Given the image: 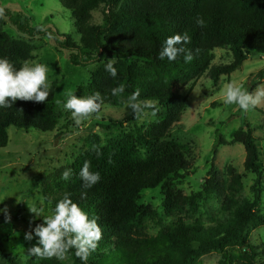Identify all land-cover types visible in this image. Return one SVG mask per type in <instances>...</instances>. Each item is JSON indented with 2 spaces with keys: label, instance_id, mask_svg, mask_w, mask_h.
Here are the masks:
<instances>
[{
  "label": "trees",
  "instance_id": "16d2710c",
  "mask_svg": "<svg viewBox=\"0 0 264 264\" xmlns=\"http://www.w3.org/2000/svg\"><path fill=\"white\" fill-rule=\"evenodd\" d=\"M60 4L71 14L79 36L77 43L51 28L33 26L32 19L23 12L3 9L0 58L9 59L19 68L38 50L26 39L12 38L5 30L6 21L31 40L50 34L55 49L69 53L72 66H94L89 82L79 86L77 97L99 92L104 98L102 107L125 105V115L100 127L117 133L111 140L103 144L98 135L89 136L87 150L56 172L52 184L41 182L44 213L49 215L55 203L69 194L97 218L103 236L88 264H200L210 253L219 256L218 264H264V245L251 241V232L264 227V184L257 140L248 123L238 128L229 141L217 132L207 162L208 180L201 194L222 199L219 217L210 225H187L179 218L156 236H147L144 223L155 219V214L140 205L143 192L159 188L166 214L182 213L185 207L194 206L193 198L174 191L175 181L184 178L190 169L188 145L170 139L188 110L186 98L175 91V86H183V94L188 95L205 75L216 86L222 76L240 69L250 52L264 57V0H61ZM99 9L102 23L91 24L92 13ZM198 18L204 21L203 26L197 24ZM176 34L190 37L183 47L185 53H192L191 62L184 61L185 53L174 62L156 58L164 40ZM217 49L230 52L229 63L212 65ZM111 59L118 72L115 79L105 71ZM260 74L264 76V70ZM121 85L125 92L112 96L111 89ZM137 89L141 101L152 102L159 109L155 122L140 124L143 117L135 118L126 107L128 95ZM58 126L52 87L46 102L17 100L12 108H0V149L8 144L10 127L46 133ZM225 144L244 148L243 168L255 177L250 198L242 195L243 175L229 167L227 178H223L214 165L218 147ZM85 161H90L91 171L101 175L100 182L90 189L82 188L78 175ZM67 169L72 175L65 181L61 176ZM27 210L22 201L11 215L0 212V225L24 222ZM0 254L7 264H16L1 244ZM68 258L73 264H81L75 249L70 250ZM30 264H42V260Z\"/></svg>",
  "mask_w": 264,
  "mask_h": 264
},
{
  "label": "rangeland",
  "instance_id": "374dc122",
  "mask_svg": "<svg viewBox=\"0 0 264 264\" xmlns=\"http://www.w3.org/2000/svg\"><path fill=\"white\" fill-rule=\"evenodd\" d=\"M60 1L0 0V9H7L12 13L23 12L32 19L33 26L51 28L59 34L69 36L77 43L79 36L73 27L71 14L61 6ZM90 23H102L101 9L92 13ZM5 30L12 38L26 39L38 47L27 62L43 63L48 67V78L51 88H54V103L59 119V126L53 132L24 131L15 127L8 129V144L0 149V212L11 215L22 201L26 203L27 209V205L30 206L32 203L43 207L44 194L41 182L52 184L56 172L72 164L87 150L89 136L98 135L100 141L105 144L112 136L117 135L100 127L106 125L108 120L122 119L125 115V105L104 106L99 113L90 116L79 127L75 126L70 113L63 110L62 102L70 93L77 96L79 86L89 82L94 66L85 68L72 66L68 60L69 53L57 51L49 37L32 40L22 37L8 21ZM213 56V66L224 65L231 60L230 52L227 50L217 49ZM262 70L264 57L250 52L248 60L242 67L229 76H222L216 86L208 75L203 76L188 95L183 94V86H175V91L186 98L188 110L183 114L180 125L172 130L170 139L188 145L190 169L184 178L175 181L174 191L183 197L193 198L194 206L185 207L182 213L168 215L163 209L159 188L143 192L140 205L149 207L155 214V219H147L144 223L145 235L154 237L162 229L172 226L179 218L187 225L195 222L210 225L219 217L222 199L214 195L206 198L201 196L203 184L208 180L207 162L211 159L217 132L229 141L233 133L244 123L250 125L260 152L259 164L263 167L264 184V98L254 108L243 112L236 105H224L221 95L223 86L231 81L242 84L248 90L259 82L253 93L264 89V76L260 74ZM155 121L153 116L148 115L142 118L140 124ZM222 123L224 125H221ZM244 160L245 151L242 145L225 144L218 147L214 165L223 178H227L229 167L237 174L243 175L242 195L250 198V187L255 177L245 172ZM24 218V222L0 225V244L7 254L16 260V264H30L38 259L42 260V264H73L68 256L62 261L30 256L28 249L35 245L36 241L35 239L27 241L25 234L31 231L37 222L43 221V218L36 219L35 214L30 213L29 209L25 211ZM251 241L253 244L264 245V227L251 232ZM218 261L219 256L210 253L201 259L200 264H218ZM0 264H7L1 254Z\"/></svg>",
  "mask_w": 264,
  "mask_h": 264
},
{
  "label": "clouds",
  "instance_id": "9594fccd",
  "mask_svg": "<svg viewBox=\"0 0 264 264\" xmlns=\"http://www.w3.org/2000/svg\"><path fill=\"white\" fill-rule=\"evenodd\" d=\"M2 15L3 9H0V16ZM197 24L203 26L204 21L198 18ZM189 42L190 37L187 34L169 36L164 40L156 58L160 61L167 59L174 62L179 55L185 53L183 45ZM192 60L193 55L190 51L184 54L186 63ZM105 71L113 79L117 77V68L112 59L105 64ZM50 88L48 67L45 64L25 62L17 68L9 59L0 58V108H12L17 100L46 102ZM124 92L123 85L111 89L112 96H119ZM221 95L224 105H236L241 111L247 112L264 98V89L253 93L242 84L231 81L223 86ZM139 97V89L128 95L126 107L135 118L148 115L154 117L159 109L154 103L141 101ZM103 103L104 98L99 92L87 97H77L70 93L62 102V106L64 111L70 113L74 125L79 127L90 116L99 113ZM148 109L152 111H146ZM90 169V161H85L78 173L84 189L92 188L101 180L100 173ZM71 175L72 170L67 169L62 173L61 179L68 181ZM27 206L30 213L35 214L36 219L43 218L42 223L36 224L25 234L27 241L33 239L36 241L35 245L28 249L30 256L62 261L67 258L70 250L75 249V256L80 259L81 264H88L89 256L97 249L103 236L96 217H91L69 194L58 200L47 216L44 215V208L36 203Z\"/></svg>",
  "mask_w": 264,
  "mask_h": 264
}]
</instances>
